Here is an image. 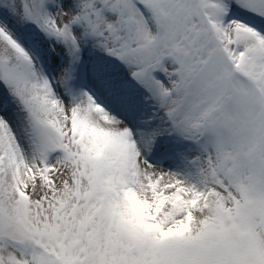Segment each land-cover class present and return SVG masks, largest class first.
Returning <instances> with one entry per match:
<instances>
[{
    "label": "snow or ice",
    "instance_id": "1",
    "mask_svg": "<svg viewBox=\"0 0 264 264\" xmlns=\"http://www.w3.org/2000/svg\"><path fill=\"white\" fill-rule=\"evenodd\" d=\"M0 264H264V0H0Z\"/></svg>",
    "mask_w": 264,
    "mask_h": 264
}]
</instances>
